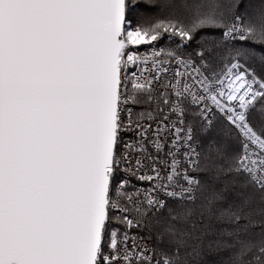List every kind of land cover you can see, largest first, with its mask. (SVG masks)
<instances>
[{
  "label": "snow or ice",
  "instance_id": "snow-or-ice-1",
  "mask_svg": "<svg viewBox=\"0 0 264 264\" xmlns=\"http://www.w3.org/2000/svg\"><path fill=\"white\" fill-rule=\"evenodd\" d=\"M0 264H264V0H0Z\"/></svg>",
  "mask_w": 264,
  "mask_h": 264
}]
</instances>
